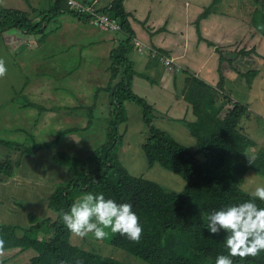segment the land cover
<instances>
[{"label":"trees","instance_id":"trees-1","mask_svg":"<svg viewBox=\"0 0 264 264\" xmlns=\"http://www.w3.org/2000/svg\"><path fill=\"white\" fill-rule=\"evenodd\" d=\"M51 1L54 2L55 8L49 17L62 11L89 22L87 16L79 15L72 10L66 0ZM221 2L222 0H214L212 5L204 8L196 20L198 33H201L200 23L212 16L213 9ZM124 3L125 0H113L106 10L101 11L117 20L121 29L116 32H122L126 36L125 41L112 54V77L107 91L110 92V103L114 110L106 142L83 162L68 156L66 152L49 155L42 152L50 149L54 143H33L31 146L22 147L19 144L0 141V145L9 148L12 154L14 148L22 149L17 162L8 157L0 161V181L8 182L18 176L24 157L46 158L56 165H53L54 168L60 166L59 168L66 169L64 178L57 182L48 199L51 211L68 212L77 198L91 193L103 194L105 199H112L117 204L130 203L132 210L138 215L143 228L139 243L119 233L112 234L109 229H106L109 231V238L104 240H98L93 234H89L88 237L93 242L124 250L149 264H215L219 255H228L229 250L225 243L227 234L222 231L219 235H211L207 229V216L229 205L253 199L251 194L241 189L250 170L264 177V150L254 155L250 165L245 164L249 150L256 145L252 138L240 131V125L250 108L246 103L243 104L227 93L225 88L227 78L221 66V79L217 87L193 78V74H188L184 88L180 92L181 98L178 100L183 102V106L187 104V108H184L185 114L189 112V108L193 109L196 121H188L185 117L168 118L186 127L196 138L198 143L196 151L190 150L171 134L157 127L156 123L164 117L159 116L157 109L147 98L137 95L133 89L135 66L129 61L128 56L134 47L135 33ZM253 3L256 9L251 17V24L264 38V29L259 27L264 25V0H253ZM42 27L41 23L34 24L31 16L24 11L0 9V34L13 29L32 34L40 32ZM208 45L216 46L209 41ZM217 50L221 54L223 64L225 58L222 50L221 48ZM253 55L261 57L255 48L250 51L241 50L235 59L228 60L231 69L242 77L255 78L259 71L243 72L239 66L241 61L253 59ZM161 58V55L152 58L153 69L155 70L154 67L162 69L160 73L156 72L159 75L155 79L158 80V84L166 67ZM121 75L114 85V81ZM248 82L251 83L250 80ZM177 86L176 82L175 89ZM127 102L138 106L131 117L140 118L146 127L145 133L139 137L138 144L146 160V172L160 164L185 181L182 192H170L156 182L135 177L121 163L119 151L130 130ZM92 124L93 120H89L85 130ZM72 132H79V129H68L62 132L60 137ZM60 137H57L56 141ZM255 203L259 207H264V202L259 199H256ZM17 205L26 207L21 202H17ZM30 220L32 223L30 227L0 223V238L5 240V252L34 249L38 253L26 264H123L114 258L102 256L96 249L86 250L74 245L73 234L66 228L59 215L55 221L47 219L36 223V215L33 214ZM39 231H43L42 240L34 236V233ZM230 258L233 259V264H264V252L256 258L248 257L244 260L239 257ZM7 262L5 260L2 264Z\"/></svg>","mask_w":264,"mask_h":264},{"label":"rangeland","instance_id":"rangeland-1","mask_svg":"<svg viewBox=\"0 0 264 264\" xmlns=\"http://www.w3.org/2000/svg\"><path fill=\"white\" fill-rule=\"evenodd\" d=\"M49 1L43 0L45 4H49ZM181 1L185 3L184 0ZM213 1L195 0L194 2L195 4L197 3L196 6L202 7L200 8V13L204 10V7L212 5ZM0 9L22 10L28 15L30 12L25 0H0ZM255 9L256 6L253 0H222L212 11V15L214 14L215 16L217 14L216 20L221 18L228 20V16L231 15L230 17L238 19L237 22L243 23L245 21L247 23V26L240 25V27L235 29H230L228 25L226 26V31L228 32L226 38L229 44L227 47H220L225 59H235L237 54L244 49L250 51L255 48L261 55V57L253 55V59H245L239 63L243 72L259 71L255 78L251 76L242 77L235 71L230 70L229 61L224 60L222 66L225 78H227L225 82L227 93L243 104L246 103L250 108L248 115L240 125V131L252 138L256 144L248 152L249 156L245 159L246 165H250L249 159L252 161L258 151L264 150V38L256 32L251 24V17ZM198 17L199 14L197 13L194 19L197 20ZM32 20L34 22L35 19ZM196 20L192 21L193 24L195 22V25ZM202 23L203 21L200 23V29ZM44 24L45 22L41 23L42 26ZM230 26L234 27L231 24ZM92 27L99 30L95 26ZM52 28L54 26L52 24L49 25V29ZM5 34L9 38L11 32L7 31L0 34V59L5 61L7 68L6 75L0 78V141L19 144L22 147H24L23 145L31 146L33 143H54L50 149H45L42 152L47 155L66 152L68 156L85 162L106 142L107 131L113 118L111 114L114 109H112L110 103V92L107 91L110 79L109 74L105 72L110 62L109 58L106 55L97 56L90 70L86 72L83 68L86 69L87 65L84 66L80 62L82 60L80 55L79 57L74 56L75 48L77 53L80 54L79 50L82 46L71 38L65 43V47L70 49L69 54H67V57H60L57 53L50 55L49 52H55L58 50L56 48L62 44H57L56 41L46 42L41 31L32 34L34 40H37L36 43L39 44H33L31 36H27L26 42H23L21 46H16L15 43L7 39ZM199 34L202 35V32H199ZM208 49L207 55L203 56V58L208 57L206 64L210 69L212 67L215 68H213L214 71H211V74L214 75L211 77L213 80L199 74H193L197 71L195 69L185 70V78H188V74H193V78L203 79V81L213 87H217L221 79L218 72L219 68H217L218 65L221 67V63H219L221 54L214 47L208 46ZM30 50L32 53H30ZM135 55L143 57L144 62L141 64L137 62L135 66L134 92L141 97L147 98L151 105L158 108L159 116L164 117V119L157 120V127L171 134L179 143L190 150L196 151L198 143L190 131L180 123L168 119H182L185 117L188 121H196L197 117L193 109L189 108L187 114L170 113L172 117L168 116L170 114L167 112L170 107L169 98L172 102H176L178 98H181L180 92L184 88L186 79L184 78L177 82V89L172 87L167 92L161 90L162 93H159L160 89H149L150 84L147 86L145 82L155 81V78L159 77L156 72L160 73L162 69L154 67L155 72L152 73L154 71L152 58L150 61L147 55L143 54L139 49ZM164 59L165 57L162 56V63ZM61 60L67 61L65 67H56L55 62L57 61L60 64ZM77 62L82 65L79 66ZM190 71L193 73H190ZM163 74L162 72V76ZM80 76L83 78L82 80L78 79ZM170 83L171 77L165 78V84L169 85ZM165 94L169 98L162 96ZM137 109L138 106L135 103H126V111L130 119V130L125 137L124 145L119 151L121 163L135 177H142L156 182L170 192H182L186 183L178 174L163 168L160 164H157L151 171L146 172V160L138 147L139 137L145 133L146 127L143 120L138 117H131ZM89 120H93V124L89 129L85 130ZM72 128H78L79 132H72L60 137L62 132ZM57 137L60 138L56 141ZM13 151L16 153V157L8 156V158L17 162L21 157L22 149L18 147L14 148ZM200 158H203V156H200ZM23 165L26 175H32L33 173L38 180L50 181L49 185L54 183V176L57 177L58 175L57 178H63L66 170L62 169L61 171L60 166L53 170V165H55L53 162L46 160V158L33 156L24 157ZM260 185H264V177L250 170L244 178L241 189L251 194L255 187ZM1 187L7 188V186ZM50 194L51 192L48 191V196ZM4 196L9 198V194H4ZM27 198V201L31 203L29 197ZM30 210H22L19 213L28 219H31L33 214L38 215V217L54 215L53 211L51 213V210L47 209L46 203L38 205L37 208L34 207L33 211ZM53 217L54 220L57 219L56 216ZM10 224L17 225L15 223ZM39 232L35 233L34 236L42 239L43 232L42 234H39ZM87 237L81 239L72 235V243L82 247V249H96L102 256L114 258L123 264H149L124 250L113 248V246H107V244L97 241L93 242L92 239ZM37 255L38 253L30 249L26 251H21V249L12 250L9 253L6 252L2 262L7 260L6 264H26L30 263L34 256Z\"/></svg>","mask_w":264,"mask_h":264},{"label":"crops","instance_id":"crops-1","mask_svg":"<svg viewBox=\"0 0 264 264\" xmlns=\"http://www.w3.org/2000/svg\"><path fill=\"white\" fill-rule=\"evenodd\" d=\"M25 1L30 9L29 15L32 19H35L34 24L45 22L42 27L41 33L46 42L51 43L56 41L57 44H62L58 46V48H56L58 50H56L55 52H49L50 55L57 53V55L60 57H67L70 49L65 47V43L68 42L71 38L72 40L78 42L80 46H82L79 50L80 54L77 53L75 48L74 56L79 57L80 55L82 59L80 62L84 66L87 65L86 69L83 68L84 71L86 70V72H88L90 70L91 65L94 63V59L97 56L106 55V57L109 58L110 64L108 63V67L106 68L105 72L109 74V79L111 81L113 66L112 54L121 46V44L126 39V36L122 32H104L96 30L92 27L93 25H90V23L85 19H80L67 13L65 14L62 11L53 13V15L49 17V14L51 15V12L55 8L54 2H52L51 0L49 1V4H45L43 0ZM80 1L88 4V6H91L94 9H97V12L102 13L101 11L106 10L113 0ZM184 1L185 3H183L181 0H125L124 3L125 9L130 15V24L135 33L133 42L134 47L132 49V53H130L128 56L129 61L133 62L134 66L137 65V62L138 64L144 62L143 57L141 58L135 55V53L138 52L137 48L143 49V54L147 55L150 61L151 58H153V56L155 55L165 56L174 60L175 65H173V69H166L165 67L163 71L164 74L160 79V84H158V80L145 82L147 86L150 84L149 89H160L159 93H162V91L167 92V90H171L172 87L175 88L176 82L181 81L185 78L186 72L184 71L187 69H195L197 71H195L194 73L190 71V73L192 72L196 75L199 74L200 76L213 80L211 77L214 75L211 74V71H214L215 68L212 67L210 69V67L206 64L208 57L203 58V56L207 55V52L209 50L208 41L216 45L210 46L214 47L215 50H217V48H220L221 46L227 47L229 43H227L228 39L226 38V35L228 34V32L226 31V26L228 25L230 29L238 28L240 27V25L247 26V23L245 21L243 22L244 24L237 22L238 19L230 17L231 15L228 16L229 18L226 17L228 18V20H225L224 18L216 20L215 18L217 14H215V16L213 14L208 19L203 20L202 27L200 29L202 32L201 35L198 33V27L196 28L195 22L193 24L192 21L196 20L194 19V16L197 13L200 15L203 12L201 11L199 13L200 8L202 7L196 6L197 3L195 4V0ZM136 4H138V7L136 6ZM51 24L54 26V28L49 29V25ZM230 24L234 27H231ZM193 27L195 28L193 29ZM9 32H11L10 37L8 38L7 34H5V36L8 40L15 43L16 46H21L23 42H26L27 36H31L33 44H39L36 43L37 40H34V37L32 35L35 33L29 34L17 29H13ZM136 43H138L139 45L136 46ZM30 53H32L31 50ZM228 60L229 59H225V61ZM247 60H249V58H247ZM66 62L67 61L65 60H61L59 64L56 61L55 66L64 68ZM77 63L79 64V66L82 65L79 62ZM219 63H221V61H219ZM221 66H223L222 63ZM217 68H219L218 72L220 74L219 65ZM229 68L230 70H232L230 66ZM153 72H155V70L152 71V73ZM121 77L122 75L114 81V85ZM168 77H171V83L169 85L165 84V78ZM78 79L82 80L83 78L80 76ZM185 79H187V77ZM162 96H164L165 98H169L167 94ZM180 101L181 100L172 102L169 98V104L170 107L172 106V108L169 107L168 114L171 113V109H173L172 112L174 114L185 113L187 104L185 103V105L183 106V102ZM178 102H180L181 104H178ZM155 108L158 109L156 106ZM168 116L172 117L171 114ZM8 156L16 157V153L13 152V154H11V150L7 149L3 145H0V161H4V159ZM55 169L56 168H53V170ZM57 177L54 176V183H52V185H49L48 183L50 181L44 179L38 180L36 178V175L33 173L32 175H26L23 165L19 170L18 176L10 179L8 182L2 183L0 181V223H15L20 226L30 227L32 224L31 220L27 217H24V215L19 212L26 209H31L30 211H33L34 207L37 208L38 205H42L44 203H46L47 209H49L48 199L56 188L57 182L64 178L63 177L59 179ZM1 186H7V188ZM49 186L53 187L50 188ZM48 191L51 192L50 196H48ZM4 194H9V198L5 197ZM27 197H29L31 203L27 201ZM17 202L23 203V205L26 207L18 206ZM53 213L54 215L50 217H48L47 215H45V217H38V215H36V223L45 221L47 219H52L53 221H55L56 219L54 220L53 216L58 217V215L54 211ZM42 232L43 231H40L39 234H42Z\"/></svg>","mask_w":264,"mask_h":264},{"label":"clouds","instance_id":"clouds-1","mask_svg":"<svg viewBox=\"0 0 264 264\" xmlns=\"http://www.w3.org/2000/svg\"><path fill=\"white\" fill-rule=\"evenodd\" d=\"M259 27L264 29V25ZM166 59L172 60L168 57H165ZM164 65L168 67L165 61ZM6 72L5 61L0 59V78L4 77ZM172 111L173 109L171 113ZM249 163H252L251 159ZM251 196L252 200L229 205L207 216V229L211 235H219L222 231L227 234L225 243L229 250L228 255H219L215 264H233L230 257L244 260L248 257L256 258L264 252V207L255 203L256 199L264 202V185L256 186ZM57 215L62 218L66 228L81 239L89 234H93L98 240L107 239L109 231L106 229H109L112 234L119 233L139 243L143 234L139 217L132 210V205L117 204L112 199H105L103 194H85L77 198L70 211H62ZM5 255V240L0 238V264Z\"/></svg>","mask_w":264,"mask_h":264},{"label":"built area","instance_id":"built-area-1","mask_svg":"<svg viewBox=\"0 0 264 264\" xmlns=\"http://www.w3.org/2000/svg\"><path fill=\"white\" fill-rule=\"evenodd\" d=\"M70 8L77 12L79 15H84L89 18V23L95 26L100 31L104 32H111V31H118L120 30V25L117 20L113 19L107 14L97 12V9H94L88 4H84L78 0H66ZM97 10V11H96ZM139 44L136 43V46ZM139 51L143 52V49L138 48ZM165 64L168 67H173L174 61L169 59H164Z\"/></svg>","mask_w":264,"mask_h":264}]
</instances>
